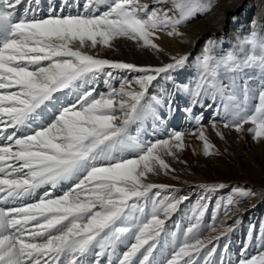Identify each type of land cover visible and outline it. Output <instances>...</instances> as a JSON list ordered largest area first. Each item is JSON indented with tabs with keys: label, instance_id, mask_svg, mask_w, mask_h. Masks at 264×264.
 Listing matches in <instances>:
<instances>
[{
	"label": "snow or ice",
	"instance_id": "6c2138e0",
	"mask_svg": "<svg viewBox=\"0 0 264 264\" xmlns=\"http://www.w3.org/2000/svg\"><path fill=\"white\" fill-rule=\"evenodd\" d=\"M39 5L0 0V264H232L235 228H218L215 213L212 224L204 222L207 197L186 226L177 221L172 230L168 222L189 197L150 178L174 171L164 157L175 158L186 135L198 136L205 156L217 154L196 106L215 105L224 128L243 132L250 125L253 138L264 141V30L251 29L228 48L209 40L194 57V81L176 89L190 97L185 111L195 129L146 141L144 120H160L159 108L174 110L172 93L150 97V88L162 74L172 79L193 54L149 67L88 50L123 38L161 52L160 34L180 36L212 0H154L151 7L85 0L75 14L49 7L44 15ZM122 71L140 75L129 79ZM101 81L106 91L98 90ZM201 187L210 193L225 186ZM232 192L228 206L255 195L239 186ZM253 239L250 230L235 264H264V226L258 252L248 255Z\"/></svg>",
	"mask_w": 264,
	"mask_h": 264
},
{
	"label": "rangeland",
	"instance_id": "374dc122",
	"mask_svg": "<svg viewBox=\"0 0 264 264\" xmlns=\"http://www.w3.org/2000/svg\"><path fill=\"white\" fill-rule=\"evenodd\" d=\"M253 1L255 0H243L238 6H234L232 10L226 13L223 20L220 19L221 23L218 25L215 22L208 24V18L211 15L212 17L215 15L210 9L180 27L179 30L189 27L188 30L194 31L193 38L184 36L169 37L166 34H160L161 38L156 43L162 50L164 49L161 52L142 48L134 41L123 38L113 41L112 47H98L94 50H88L91 54H98L101 58L111 61L149 67H159L170 63L172 62V56L193 54L191 63L171 74L172 78L175 79L174 82H170L165 77V74H162L161 78L154 82L155 86L150 88V97L156 96L157 98L168 99V94L172 93L171 98L173 99L174 110L169 111L166 107L159 108L160 120H155L148 116L141 126L140 135L142 139L146 141L166 139L173 131L190 132L195 129L196 125L193 115L185 111L190 106V97L183 91L177 92L176 89L187 85L188 77L196 73L194 57L201 53L209 40L218 41L222 48L229 46V44L224 45L221 43L227 40L228 36H232L231 40L235 41V35L230 33L233 29L231 20L241 16L242 13H247ZM49 7L51 6L42 9L45 14L48 12ZM61 7L62 2L54 8L59 11ZM251 8L252 10H249L250 14L254 13L252 14L254 16L256 9L254 6ZM252 19H245L242 27L245 25L249 26ZM241 31L242 29L239 30V32ZM165 37L168 38L170 43L166 42L167 38ZM166 51L169 54L166 55ZM119 74L129 79L140 75L127 71H122ZM194 79L195 77L191 79L189 84ZM98 90L106 91L102 81L98 85ZM205 103H211V101H205ZM193 113L195 115H203L202 127L206 131L209 142L213 145L210 152L217 154L205 156L203 153V142L198 139V136L186 135L184 137L185 147L183 150L178 151L175 158L172 156L164 157L174 171L169 172L167 175L163 173L154 175L150 179L154 183L167 185L170 189L176 190V195L189 197V200L180 206L181 212L174 215L173 220L168 222V226L172 230H175L174 222L177 221L181 223L182 227L186 226L191 210L201 202L200 197L202 195L206 196L208 212L204 217V222L212 224L211 216L215 213L217 217L216 226L218 228L227 225L235 228V231L231 234L230 252L228 254L232 264H235L239 258L240 251L248 245V233L250 230L253 231L254 239L253 243L248 247V255L258 252L255 239L260 236L261 227L264 226V141L258 142L253 138L252 134L247 131L250 125H245V131L243 132L224 128L225 117L223 111L221 109L220 114L217 115V107L215 105L205 108L196 106L193 109ZM213 122L217 125L216 129L212 128ZM217 131L223 134V139L216 134ZM220 184L225 187L210 193L205 192L201 187V185ZM238 186L252 190L255 195L247 199H241L238 204L228 206L227 200L233 196L232 189ZM218 203L221 205L219 209L216 207ZM237 219L240 221L238 225L233 223ZM216 234L212 233V235ZM224 242L223 240L221 241V243Z\"/></svg>",
	"mask_w": 264,
	"mask_h": 264
},
{
	"label": "bare ground",
	"instance_id": "6f19581e",
	"mask_svg": "<svg viewBox=\"0 0 264 264\" xmlns=\"http://www.w3.org/2000/svg\"><path fill=\"white\" fill-rule=\"evenodd\" d=\"M85 0H67V2H65V0H40V5H39V9H40V14L44 15L45 12L42 9H46L47 6H51V7H56L59 5L60 2H62V7L63 8V14H68V13H74L78 12V11H82L81 5L83 4ZM243 0H228V1H222V0H212V7H211V12H213V14H215L213 17L212 15L208 18V24H212L215 22V24H220V19L223 20V18L225 17L226 13L229 12L230 10L233 9L234 6H238ZM142 3H148L151 6L154 5V0H141ZM229 2V4H227ZM255 2V3H254ZM255 7L256 9V13L254 16H252V14H250L249 10H252L251 7ZM251 8V9H250ZM248 18H253L251 23L248 25H245L242 27L243 25V21L245 19ZM215 19V20H214ZM233 23V29L231 30V34L235 35V41L231 40L232 36H228L227 40L222 41L221 43H223L224 45H228L229 46H234L237 43L238 38L241 36L240 33L244 34L247 33L249 30L251 29H255L256 31H261L264 30V0H255L253 1V4L249 6V9L247 11V13H242L241 16L232 19L231 20ZM189 27L183 28L181 30H179L182 34L180 36H184L186 38H193L192 36H194V31H190L188 30ZM242 29L241 32H239V30ZM246 29L247 32H246ZM167 38V37H165ZM166 42L170 43L168 38L166 39ZM165 46V45H164ZM228 48V46H227ZM164 50V49H163ZM170 51V50H169ZM169 54L166 51V55ZM196 73L193 75H190L187 79V85L190 83L191 79L193 77H195ZM185 76V75H184ZM170 82H174L175 79H168Z\"/></svg>",
	"mask_w": 264,
	"mask_h": 264
}]
</instances>
